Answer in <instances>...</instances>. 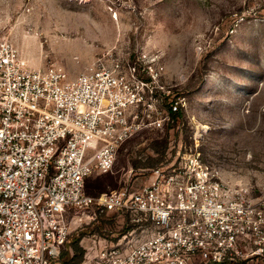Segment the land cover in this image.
<instances>
[{
    "label": "built area",
    "instance_id": "2783aa9c",
    "mask_svg": "<svg viewBox=\"0 0 264 264\" xmlns=\"http://www.w3.org/2000/svg\"><path fill=\"white\" fill-rule=\"evenodd\" d=\"M163 78L156 53L103 51L71 75L30 68L0 38V264H62L72 225L113 214L126 228L89 264H264V190L229 185L200 153L154 168L135 192L86 193L123 143L185 109Z\"/></svg>",
    "mask_w": 264,
    "mask_h": 264
},
{
    "label": "rangeland",
    "instance_id": "374dc122",
    "mask_svg": "<svg viewBox=\"0 0 264 264\" xmlns=\"http://www.w3.org/2000/svg\"><path fill=\"white\" fill-rule=\"evenodd\" d=\"M0 38L30 68L57 64L71 75L103 51L160 57L165 92L185 109L163 130L123 143L112 171L88 179L86 193L135 192L154 168L191 153L229 185L264 190V0H0ZM126 223L113 214L72 225L62 264L75 245L79 264H89Z\"/></svg>",
    "mask_w": 264,
    "mask_h": 264
},
{
    "label": "trees",
    "instance_id": "16d2710c",
    "mask_svg": "<svg viewBox=\"0 0 264 264\" xmlns=\"http://www.w3.org/2000/svg\"><path fill=\"white\" fill-rule=\"evenodd\" d=\"M179 114H176L174 116H177ZM73 251H74V255L72 257V262L71 264H79L82 259H83V250L81 248H79L77 245L74 246L73 248Z\"/></svg>",
    "mask_w": 264,
    "mask_h": 264
},
{
    "label": "crops",
    "instance_id": "0c3cea01",
    "mask_svg": "<svg viewBox=\"0 0 264 264\" xmlns=\"http://www.w3.org/2000/svg\"><path fill=\"white\" fill-rule=\"evenodd\" d=\"M239 264H261V263H250V262H243V263H239Z\"/></svg>",
    "mask_w": 264,
    "mask_h": 264
}]
</instances>
